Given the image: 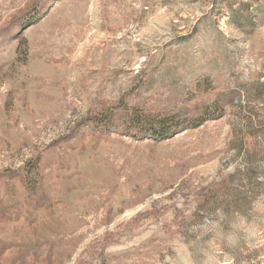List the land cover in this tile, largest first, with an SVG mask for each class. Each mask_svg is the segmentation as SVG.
<instances>
[{
  "label": "rangeland",
  "instance_id": "rangeland-1",
  "mask_svg": "<svg viewBox=\"0 0 264 264\" xmlns=\"http://www.w3.org/2000/svg\"><path fill=\"white\" fill-rule=\"evenodd\" d=\"M0 264H264V0H0Z\"/></svg>",
  "mask_w": 264,
  "mask_h": 264
},
{
  "label": "trees",
  "instance_id": "trees-1",
  "mask_svg": "<svg viewBox=\"0 0 264 264\" xmlns=\"http://www.w3.org/2000/svg\"><path fill=\"white\" fill-rule=\"evenodd\" d=\"M232 10L235 9L232 8ZM37 14L34 13L32 17L36 19ZM223 114L224 108L218 101L212 105H205L198 117H183L178 114H150L133 109L127 115L121 132L123 135L131 137H149L155 140L168 139L184 129L200 127L208 120L219 118ZM94 121L98 127L109 132L112 127H116L111 114L96 115Z\"/></svg>",
  "mask_w": 264,
  "mask_h": 264
}]
</instances>
